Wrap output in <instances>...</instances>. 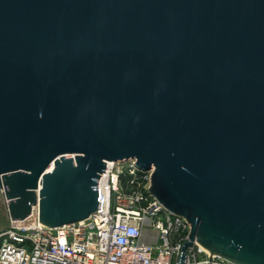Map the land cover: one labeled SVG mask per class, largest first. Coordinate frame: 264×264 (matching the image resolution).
<instances>
[{"label": "water", "instance_id": "water-1", "mask_svg": "<svg viewBox=\"0 0 264 264\" xmlns=\"http://www.w3.org/2000/svg\"><path fill=\"white\" fill-rule=\"evenodd\" d=\"M125 160L188 221L178 264H264V0H0L10 220L87 217Z\"/></svg>", "mask_w": 264, "mask_h": 264}, {"label": "built area", "instance_id": "built-area-1", "mask_svg": "<svg viewBox=\"0 0 264 264\" xmlns=\"http://www.w3.org/2000/svg\"><path fill=\"white\" fill-rule=\"evenodd\" d=\"M150 173L134 160L106 161L92 213L48 226L33 207L0 229V264H178L190 226L149 193ZM185 251V264H237L196 240Z\"/></svg>", "mask_w": 264, "mask_h": 264}, {"label": "rangeland", "instance_id": "rangeland-1", "mask_svg": "<svg viewBox=\"0 0 264 264\" xmlns=\"http://www.w3.org/2000/svg\"><path fill=\"white\" fill-rule=\"evenodd\" d=\"M10 223V218L8 215V210L5 202V198L0 189V229L8 226Z\"/></svg>", "mask_w": 264, "mask_h": 264}]
</instances>
